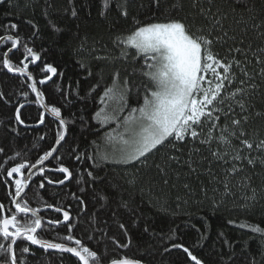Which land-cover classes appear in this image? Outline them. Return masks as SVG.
<instances>
[{"label": "snow or ice", "instance_id": "obj_1", "mask_svg": "<svg viewBox=\"0 0 264 264\" xmlns=\"http://www.w3.org/2000/svg\"><path fill=\"white\" fill-rule=\"evenodd\" d=\"M4 2L5 0H0V4ZM113 3L114 0H100L99 15L106 19L113 11ZM206 3L208 7L201 0H120L115 3L118 17L129 21L131 27L124 32H114L112 42L120 50V58L125 61L129 58V50H134L131 59L140 63L138 71L147 83L142 85L141 93L140 86L135 85L130 76L121 81L120 71L116 70L112 75V85L105 88L100 97V102L105 107L97 111L94 118L101 126L115 121L117 127L123 129L115 136L111 132L107 134L111 152H106L100 159L111 158L113 163L133 167L139 164L140 168L126 179V183H141L144 177L139 173L143 169L154 168L160 183L165 186L172 183L173 177L179 181L183 176L185 181L182 188L192 192L194 188L189 181L195 178L199 181L200 191L207 194V187L202 179L207 177L208 184L218 183L223 187L225 195H231L233 187L241 186L232 185V177L239 176L248 168L255 169L259 166L264 169V138H254L256 133H250L245 128L255 108L257 95L264 100V46L253 49L252 44L248 43L244 47L243 37L239 39L237 46V37L229 36L228 31L223 30L222 20L226 16L218 8L213 12L211 5L214 0H206ZM69 4L72 6L70 15L78 18L74 0H69ZM49 7L52 5L49 4ZM132 8L135 9L134 12L130 11ZM192 9L198 11L193 12ZM235 10L233 7L232 11ZM45 15L47 16L46 12ZM201 18L205 22L198 23ZM27 23L33 28L32 35L38 36V26L31 20ZM49 27L57 33L62 31L54 23H50ZM261 27L264 25L253 24L260 39L264 41V31H259ZM17 31L18 25L12 23L5 26L6 34L0 35V43L10 44L3 51L0 66L9 73L24 78L23 84L28 89L20 91L23 101L18 100L14 105L15 124L32 127L22 119V109L26 105L36 104L43 110L39 111L36 126L45 124L47 113L56 128L54 145L43 152L35 163L25 159L27 154L21 152L8 158H20L21 162L6 171L9 178L6 183L11 188L7 193L10 206L0 202V264H28L24 254L31 253L30 246H37L45 252L55 250L61 254H71L76 258L77 264H143L141 259L123 255L119 251L131 246V238L125 243L111 238L115 248L111 251L105 248L101 256L73 235L75 226L69 210L46 202L42 203V207H32L24 198L33 177H42L39 188L43 189L45 181L49 185H64L72 178L73 172L59 163L61 156L54 155L65 140L68 121L63 116L62 108L50 106L44 92L38 87L51 81L58 74L57 68L51 63L43 62L41 54L24 42L21 36L7 34ZM228 40L234 43L226 49L227 54L221 56L216 47L227 44ZM21 49L23 59L19 64H14L10 54ZM249 54L254 58L255 64L259 65L258 70L249 71L252 64ZM37 62H41L42 66ZM29 64L38 68L42 78H35L29 70ZM233 84L236 87L229 91L228 86ZM134 89L138 101L136 106H130L128 100ZM59 91L67 104L70 93H64L62 89ZM0 100L6 101L3 92H0ZM237 108L239 112L236 111ZM125 110L127 114L121 116ZM255 116L264 117V112H255ZM222 117L224 123H220ZM11 131L17 132V129L14 127ZM44 138L43 135L39 137L40 140ZM3 151L0 148V153ZM72 151L75 159L81 160V155H75L76 149ZM152 157L156 158L149 163ZM51 159L56 160L58 166L46 168L45 162ZM49 171L63 174V179L53 181L45 175ZM87 176L91 178V185L97 183L98 178L92 171H88ZM250 181L251 176H246L241 183L248 188ZM175 186L172 184V187ZM213 191L218 189L213 188ZM80 192L85 193L86 189L82 187ZM251 193V196H245L244 199L255 201L256 190L251 189ZM71 195L81 210H85L87 203L83 196L76 193ZM92 198L108 199L106 195L95 191ZM124 206L127 207V202H124ZM42 209H53L62 214V219L45 221L40 215ZM45 224L51 228L63 225L67 234H57L54 240L44 239L39 231L44 229ZM119 227L125 229L123 224ZM239 227L249 228L252 233L261 235V259L264 261V228L248 223H241ZM197 232L199 233V229ZM169 239H177L175 231ZM205 239L206 235L200 233V240ZM225 243L232 247L227 240ZM172 249L185 253L191 264H205L183 243L174 242L164 251L171 252ZM252 264H256L255 260Z\"/></svg>", "mask_w": 264, "mask_h": 264}, {"label": "trees", "instance_id": "obj_2", "mask_svg": "<svg viewBox=\"0 0 264 264\" xmlns=\"http://www.w3.org/2000/svg\"><path fill=\"white\" fill-rule=\"evenodd\" d=\"M116 2L120 0H114L113 11L106 19L99 15L100 0H74L78 18L70 15L72 6L69 0H5L0 4V35L6 34V25L17 24L18 31L7 34L21 36L24 42L41 54L43 62L51 63L57 68L58 74L45 85L38 87L44 92L46 102L50 106L62 108L63 116L68 121L65 140L54 155L62 157L59 163L68 166L73 176L66 185L51 191V194L48 193L45 197L54 203L58 202V196L67 198L73 209L81 212L76 233L83 236L86 246L101 256L105 248L109 251L115 248L111 239L114 237L120 243H125L131 238V246L119 251L123 255L141 259L143 264H191L181 250L164 251L174 242L183 243L205 264H252L253 260L256 264H264L261 259V235L252 233L249 228L239 227L241 223H248L264 228V169L259 166L255 169L248 168L239 176L232 177L231 184L241 186L233 187L231 195H225L220 184H208L207 177H202L207 187L205 194L200 191L199 181L195 178L189 181L194 188L192 192L182 188L185 181L183 176L179 181L173 177L170 185H163L154 168L143 169L139 173L144 177L141 183H126V179L140 168L139 164L133 167L113 163L111 159H100L103 153L99 143L103 138L106 139L108 128L114 125V121L101 126L94 117L101 108L100 97L105 88L112 85L113 73L119 70L121 81L130 76L135 85L140 86L141 93L142 85L147 83L138 71L140 63L131 59L134 50H129V58L125 61L120 58V50L112 42L114 32H124L131 27L129 21L118 17ZM201 3L205 7L209 6L206 0H201ZM49 4L52 7H49ZM211 7L213 12L218 8L221 14L226 16L222 20L223 30L228 31L229 36L237 37V46L241 37L245 40L244 47H247L248 43L252 44L253 49L264 46L258 30L253 28V24L264 25V0H214ZM233 7L236 9L234 12ZM130 11L134 12L135 9ZM192 11L196 12L198 9ZM28 20L38 26V36L32 35L33 28L27 23ZM197 22L205 21L201 18ZM50 23L56 24L62 31L54 32L49 27ZM259 31H264V27ZM233 43L228 40L223 46L217 45L216 51L225 56L226 49ZM6 46L10 44L4 42L0 46V60ZM14 52L10 58L14 64H19L23 59L22 49ZM105 56L108 59H97ZM249 59L252 60L249 71L258 70L259 65L255 64L251 54ZM29 70L37 80L42 78L38 68L29 64ZM23 79L18 75H10L0 66V92L5 94L7 101L0 100V148L4 149L0 153V165L3 166L0 167L2 201L7 199L6 171L21 162L20 158H8L21 152L27 154L25 159L35 163L43 152L54 145L56 124L51 117L46 116L45 124L39 127L15 124L14 105L18 100L23 101V97L19 95L20 91H28ZM235 87V84L228 86V90L231 91ZM59 89L70 93L67 104ZM137 101L138 96L134 89L128 103L135 105ZM254 103L255 108L245 128L250 133H256L254 138L261 139L264 138V117H256L255 112H264V100L257 95ZM39 111L42 109L36 104L26 105L22 109V119L27 124H35ZM236 111L239 112V109ZM220 123H224L223 117ZM14 127L17 132L11 131ZM42 135L45 138L40 140ZM73 149H76L75 155H81V160L75 159ZM155 158H150L149 163ZM49 163L58 166L54 159ZM96 164L99 166L95 167ZM88 171L97 176L95 185L90 184ZM246 176H251L248 188L241 183ZM38 178L37 175L32 179L26 192L28 197L38 199ZM86 181L89 183H85ZM172 184L176 186L172 187ZM82 187L86 189L85 193L80 192ZM213 188L218 191H213ZM251 189L256 190L255 201L244 199L245 196H251ZM94 191L106 195L108 199L93 200ZM72 193L83 196L87 203L85 210L81 211ZM124 202H127V207ZM229 221L234 223L230 224ZM120 224L125 226L126 232L119 227ZM173 231L177 237L175 240L169 239ZM200 233H204L207 239L200 240ZM225 240L232 245L231 248ZM49 259L53 264H77L76 259L69 255H55ZM40 264H47V260L42 259Z\"/></svg>", "mask_w": 264, "mask_h": 264}, {"label": "flooded vegetation", "instance_id": "obj_3", "mask_svg": "<svg viewBox=\"0 0 264 264\" xmlns=\"http://www.w3.org/2000/svg\"><path fill=\"white\" fill-rule=\"evenodd\" d=\"M14 166V165H13ZM66 166V165H65ZM12 167V166H11ZM9 167V168H11ZM45 167L46 168H55L57 167L54 163L53 164H50L49 161L45 164ZM68 167V166H67ZM8 168V169H9ZM45 175H47L50 179H52L53 181H57V180H60V179H63V174H60V173H57V172H54V171H49V172H46ZM39 176V175H38ZM36 177V176H35ZM33 177V179L35 178ZM40 178V179H39ZM39 180H38V183L40 184L41 180H42V177L39 176ZM9 178L7 177V175L5 174V181H7ZM71 180V179H70ZM69 180V181H70ZM69 181H66L64 185H66ZM31 185V184H30ZM45 186L43 189L37 187V190H38V199H34V198H31V197H28L26 192L27 190L29 189H26L25 193H24V198L29 202V204L32 206V207H42V203L43 202H46L47 204H52V205H55V206H62L63 208H65L66 210H69L70 211V214L72 216V223L73 225L75 226L74 227V231H73V235L78 238V239H81L82 240V243L85 244V240L83 239V236L80 235V234H77L76 233V229L79 225V214H81V212H77L73 209L72 207V203L68 202L69 200L66 198V199H62L60 196H58V202L57 203H54L52 201H49V199H47L45 196L48 195V193H50L51 191H55L56 189L64 186V185H59V184H51L49 185L46 181H45ZM30 187V186H29ZM11 190L10 186L8 185L6 187V191L8 193V191ZM42 191H45V193H42ZM51 194V193H50ZM56 195V194H55ZM44 197L46 199H44ZM70 198V196H69ZM0 202H3L5 203L6 205H9V199H8V196H7V199L2 201L0 200ZM10 206V205H9ZM70 206V207H69ZM82 211V210H81ZM40 215L43 217V219L45 221L51 219V220H56V219H62V214H59V213H56L53 209H42ZM57 234H59L60 236H63V235H66V230L64 228L63 225H60L56 228H51L50 226H48L47 224L44 225V229L42 231H39V235L44 238V239H49V240H54L56 239L57 237ZM56 242H59L58 240ZM26 243V242H25ZM86 245V244H85ZM21 247L23 245H20ZM30 249H31V253L30 254H24V257L27 258V261H28V264H40V262L42 261V259H46L47 260V264H53L50 262V257H54L55 255L57 256H61V255H69L71 257H73L71 254H67V253H64V254H61L59 253L58 251H55V250H48L47 252H45L43 249H39L37 246H30ZM18 255H19V252H18ZM75 258V257H73ZM76 259V258H75Z\"/></svg>", "mask_w": 264, "mask_h": 264}, {"label": "rangeland", "instance_id": "obj_4", "mask_svg": "<svg viewBox=\"0 0 264 264\" xmlns=\"http://www.w3.org/2000/svg\"><path fill=\"white\" fill-rule=\"evenodd\" d=\"M130 106H136V104L135 105L132 104ZM100 107L101 108L102 107H105V105L100 103ZM109 110H110V108H109ZM126 114H127V110H125V112L121 113V116L126 115ZM121 131H123V129L122 128H118L117 127V122H115V121H114V125L112 127H109L108 128V132H111L113 134V136H115L117 132H121ZM102 144H104V145L101 148V145ZM99 147H100V150L102 151L103 154H105L106 152H108V153L111 152V145L108 143L107 139H104L103 138L102 141H101V143H99ZM109 159H111V158H109Z\"/></svg>", "mask_w": 264, "mask_h": 264}, {"label": "water", "instance_id": "obj_5", "mask_svg": "<svg viewBox=\"0 0 264 264\" xmlns=\"http://www.w3.org/2000/svg\"><path fill=\"white\" fill-rule=\"evenodd\" d=\"M1 44L2 43H0V46H1ZM15 51V50H14ZM11 55V54H10ZM38 63V62H37ZM6 71H7V69H5ZM7 73H9L8 71H7ZM10 75H16V74H14V73H9ZM43 111V110H42ZM46 116H48V114L46 113L45 114ZM33 126L32 127H39V126H36V123L35 124H32ZM48 162V161H47ZM47 162H45V164L47 163Z\"/></svg>", "mask_w": 264, "mask_h": 264}]
</instances>
